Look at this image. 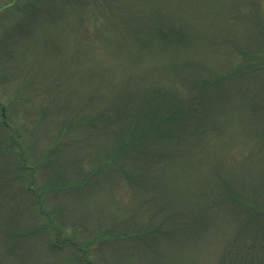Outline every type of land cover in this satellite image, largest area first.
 I'll use <instances>...</instances> for the list:
<instances>
[{
	"label": "rangeland",
	"instance_id": "1",
	"mask_svg": "<svg viewBox=\"0 0 264 264\" xmlns=\"http://www.w3.org/2000/svg\"><path fill=\"white\" fill-rule=\"evenodd\" d=\"M133 1L123 3L141 23L174 17L189 42L159 44L137 62L140 47L108 16L109 0H0V264H70L79 249L93 264H218L241 225L236 215L254 213L234 197L248 193L243 186L264 189V112L253 103L245 110L250 96L264 94V0ZM214 78L220 85L195 101L202 116L186 129L205 148L167 169L173 176L159 198L136 195L105 168L99 155L121 147L119 134L137 114L126 110L105 126L115 104L134 106L112 93L114 84L146 97L165 86L188 111L189 87L203 90ZM224 96L226 113L215 100ZM209 116L218 122L202 133L196 125Z\"/></svg>",
	"mask_w": 264,
	"mask_h": 264
},
{
	"label": "trees",
	"instance_id": "2",
	"mask_svg": "<svg viewBox=\"0 0 264 264\" xmlns=\"http://www.w3.org/2000/svg\"><path fill=\"white\" fill-rule=\"evenodd\" d=\"M111 1L114 0H109L111 5L106 7L107 14L108 16L119 17L120 26L125 28L128 32L129 37L127 38H131L132 41L140 47L138 54L134 57L137 62L139 59L141 60L142 55L148 53L153 47H157L159 44L163 48L178 49L189 42V37L183 27L180 26L178 19L175 20L174 17L169 19L152 16L148 17L150 20L148 19L145 23H141L138 10L135 7L132 9L133 5L129 7L127 4L123 3L124 0H122L121 4ZM133 3L137 4L139 7L140 5L142 6V4L145 5L143 0H134ZM190 68L192 69V67ZM251 71H254V69ZM231 75V77L235 76V72ZM188 79L189 77L183 78V82L187 83ZM191 80H193V78ZM220 82L219 78L204 79L202 84L204 85L203 90H195L194 87H189L192 91L191 103L188 105V111L183 107L181 102L177 100V97H175L176 94L164 88L165 86H155V88L146 92V97L145 95L141 96V89L132 88L127 91H125L126 89L119 91L120 86L114 84L112 87L113 94L120 95V93H125V100L118 99L119 97H117L115 101L131 100L134 106L125 107L121 104H115L113 107V115L102 119L105 126L108 127L112 124H118L121 121L122 112L126 110L136 112L137 114L130 117L128 126L123 128V136L119 134V138L122 140L121 147L111 151L109 154L102 152L99 155L102 162L108 160L105 168L107 167L112 174L116 172V174L120 173L124 176L127 183L129 182L132 188L136 189V195H141V193L144 194L143 192H145L146 196H150L151 201L159 198V193L165 190L163 189L165 188L163 184L165 176L170 174H168L167 169L173 168L175 164L183 166L190 154L193 155L195 152H200L205 148L198 140L188 137L186 129L189 126L188 122L193 121L194 117L191 116H202L198 115L199 110H196L194 106L195 101H200V99L206 97L209 93L208 90L217 86ZM199 83H201V81L189 82L188 84L197 85ZM180 95L181 93L177 96ZM248 96H250V94ZM250 98H252V101ZM215 100L221 102V107L219 108L220 110L218 109V112H228V106L231 102L228 96L222 98L218 97ZM252 103L256 105L257 109L264 112V94L262 93V88L258 93L254 94V96L249 97L248 107L246 106L245 110L252 108ZM170 121L173 122V126ZM197 121L199 120L197 119ZM207 121L206 123L198 122L196 125L197 129L201 130L202 133L205 131L204 124L208 123V126H212L214 124L213 122H218V119L215 116H209ZM4 126L6 128L9 127L7 124H4ZM109 129L110 127L108 130ZM220 134L225 135L223 131H221ZM262 134L264 135V133ZM156 140L160 141L162 144L169 142L173 144L177 142L178 145L172 148H157L154 145H149L150 142H156ZM6 141V137H4L1 143H5ZM251 141L253 140L251 139ZM129 143L130 145H127ZM14 146L17 147L16 144ZM98 146L102 147L103 145L98 144ZM22 153L21 151V154ZM123 160H127L129 166L122 165L120 161ZM185 165L187 164L185 163ZM20 166L23 169L26 168L29 170L26 167L25 161H23ZM129 167H132L133 171L128 169ZM188 169L189 167L186 166V172ZM18 171L19 168L17 169V178L22 177L21 172L18 173ZM108 176L111 175L109 174ZM263 186L264 184H262V187ZM242 189L248 193H243L242 198L235 196L234 200L246 201L247 204L242 202V206L251 209L254 213L235 214V220L239 219L238 223L241 225L237 227L234 236L230 239L229 248L224 252L218 264H264V208H260L263 206V201H261L262 203L259 202L261 199L258 194L261 191L264 192V189L254 192L249 185L248 187L243 186ZM143 203L144 202L141 203V207H143ZM255 205H257V207ZM261 209H263V211H261ZM188 228L189 229L185 231L191 232L192 235H196L198 228L191 225H188ZM206 229L208 230V228ZM60 234L61 231L56 232L58 238ZM60 246L58 241L52 245L57 251ZM146 247L148 248L149 246ZM72 257L73 258L70 259V264H93L86 256V251L83 249H79L76 252L74 251Z\"/></svg>",
	"mask_w": 264,
	"mask_h": 264
}]
</instances>
